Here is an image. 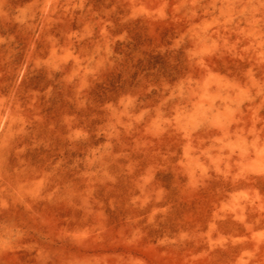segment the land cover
Segmentation results:
<instances>
[{
	"label": "rangeland",
	"instance_id": "1",
	"mask_svg": "<svg viewBox=\"0 0 264 264\" xmlns=\"http://www.w3.org/2000/svg\"><path fill=\"white\" fill-rule=\"evenodd\" d=\"M0 264H264V0H0Z\"/></svg>",
	"mask_w": 264,
	"mask_h": 264
}]
</instances>
